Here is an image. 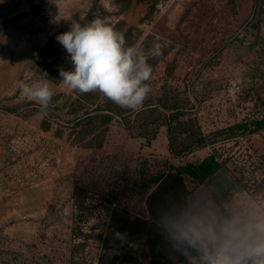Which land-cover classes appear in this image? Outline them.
<instances>
[{"label":"rangeland","instance_id":"1","mask_svg":"<svg viewBox=\"0 0 264 264\" xmlns=\"http://www.w3.org/2000/svg\"><path fill=\"white\" fill-rule=\"evenodd\" d=\"M113 2L108 12L101 0H0V264H97L124 247L108 229L113 214L163 225L194 210L190 194L208 179L220 178L221 218L264 211V130L173 156L161 115L135 117L64 85L59 71L73 65L56 39L71 21L107 17L130 46L161 43L146 101L195 105L208 133L264 109V0ZM37 79L54 92L46 114L17 88ZM160 243L110 264L186 263Z\"/></svg>","mask_w":264,"mask_h":264},{"label":"clouds","instance_id":"2","mask_svg":"<svg viewBox=\"0 0 264 264\" xmlns=\"http://www.w3.org/2000/svg\"><path fill=\"white\" fill-rule=\"evenodd\" d=\"M101 3L108 12L117 10L113 0ZM56 39L73 65L70 71H59L70 90L99 92L132 111H138L148 99L153 72L148 60L163 55L161 43L155 42L147 51L130 46L107 17L85 24L71 21ZM17 88L23 99L36 102L41 113H47L54 96L48 81L21 80ZM163 227L172 251L183 256L186 264H264V211L230 219L211 209L186 211L166 218Z\"/></svg>","mask_w":264,"mask_h":264},{"label":"trees","instance_id":"3","mask_svg":"<svg viewBox=\"0 0 264 264\" xmlns=\"http://www.w3.org/2000/svg\"><path fill=\"white\" fill-rule=\"evenodd\" d=\"M194 108L195 105L193 104L186 106L180 104L177 98L165 97L163 100L162 98L158 99L157 102L145 101L138 111L132 112L135 113V117L145 114L155 116V121L158 114L162 116L163 126L166 127L167 132L168 150L173 156H183L198 149L213 147L218 142V138L220 142L226 143L239 137H251L264 130L263 109L260 117L253 116L251 119L236 122L206 133L199 124L197 114L193 112ZM112 112L115 113V111ZM155 135L156 129L152 131L151 139H154ZM174 178H176L174 175H170L168 178H164L161 184L163 185L165 181ZM108 229L115 233L124 247L121 253L116 255L110 256L103 253L97 264H110L115 258L130 262L135 258L136 246L141 241L149 242L154 239L159 245L161 244L160 241L166 238L164 227L160 223L140 219L131 220L128 217L116 219V214H113L110 218ZM151 246H153V243ZM102 248L105 249V245ZM156 250L158 251V257H161L163 249L159 246Z\"/></svg>","mask_w":264,"mask_h":264},{"label":"crops","instance_id":"4","mask_svg":"<svg viewBox=\"0 0 264 264\" xmlns=\"http://www.w3.org/2000/svg\"><path fill=\"white\" fill-rule=\"evenodd\" d=\"M210 180L211 183H209L210 181L208 179L205 183L194 189L190 194L191 205L193 208L195 207L191 212H203L211 209L219 215L216 210L215 199L216 197L221 196L220 191L222 188L221 185H219L220 178L217 179L216 182L212 179Z\"/></svg>","mask_w":264,"mask_h":264}]
</instances>
